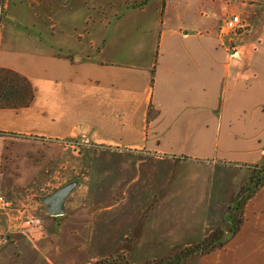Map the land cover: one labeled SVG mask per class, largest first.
<instances>
[{"label": "crops", "instance_id": "obj_1", "mask_svg": "<svg viewBox=\"0 0 264 264\" xmlns=\"http://www.w3.org/2000/svg\"><path fill=\"white\" fill-rule=\"evenodd\" d=\"M42 1L0 5V67L33 91L0 107V264H142L212 232L181 264H264V179L228 218L264 166V0Z\"/></svg>", "mask_w": 264, "mask_h": 264}, {"label": "trees", "instance_id": "obj_2", "mask_svg": "<svg viewBox=\"0 0 264 264\" xmlns=\"http://www.w3.org/2000/svg\"><path fill=\"white\" fill-rule=\"evenodd\" d=\"M60 4L66 5L69 0H58ZM3 0H0V5H2ZM147 0H141L138 3L130 4L132 8H141ZM1 7V6H0ZM33 97V91L29 80L23 75L7 68L0 67V107H13L20 108L26 107L30 104ZM251 175L248 182L243 187L242 194L239 195V202L237 206L244 201L245 198L254 193V191L261 185L264 179V166L254 165L250 167ZM232 210L228 213V218L231 217ZM239 221V220H238ZM237 221V222H238ZM235 226V225H234ZM216 232H212L210 235L205 237L201 242L185 247L184 249L178 251L168 258V264H181L186 258L195 252H203L209 248L215 246ZM214 242V244H213ZM154 260L146 261L142 264H154ZM95 264H129L124 255H116L106 260H101Z\"/></svg>", "mask_w": 264, "mask_h": 264}, {"label": "water", "instance_id": "obj_3", "mask_svg": "<svg viewBox=\"0 0 264 264\" xmlns=\"http://www.w3.org/2000/svg\"><path fill=\"white\" fill-rule=\"evenodd\" d=\"M78 180L73 179L67 183L61 185L53 192L46 194L42 198V202L47 208L49 214H60L63 211V202L66 196L74 189L77 185Z\"/></svg>", "mask_w": 264, "mask_h": 264}, {"label": "built area", "instance_id": "obj_4", "mask_svg": "<svg viewBox=\"0 0 264 264\" xmlns=\"http://www.w3.org/2000/svg\"><path fill=\"white\" fill-rule=\"evenodd\" d=\"M224 30L227 33L235 34L236 32L246 28L244 20L241 19L238 15L232 14L228 16L223 22ZM12 206V201L5 197L3 194H0V209H7Z\"/></svg>", "mask_w": 264, "mask_h": 264}, {"label": "rangeland", "instance_id": "obj_5", "mask_svg": "<svg viewBox=\"0 0 264 264\" xmlns=\"http://www.w3.org/2000/svg\"><path fill=\"white\" fill-rule=\"evenodd\" d=\"M44 1V4H46V9H48L47 8V6H48V4H50L51 3V0H43ZM42 1V2H43ZM55 1V0H54ZM136 3V2H135ZM138 3V2H137ZM48 11V10H47ZM3 8H1L0 9V20H1V18H2V15H3ZM243 192V191H242ZM242 194V193H241ZM235 206V205H234ZM239 205L237 206H235L234 207V210H232V213H233V217H234V220H236V217H237V215H238V210H239ZM229 208V207H228ZM232 217V218H233ZM236 222L237 221H235V225H236ZM222 228H226V223L224 224V225H222ZM211 234V233H210ZM213 244H214V242H213ZM216 244V243H215ZM154 261H155V263L154 264H168V258H166V259H153Z\"/></svg>", "mask_w": 264, "mask_h": 264}]
</instances>
